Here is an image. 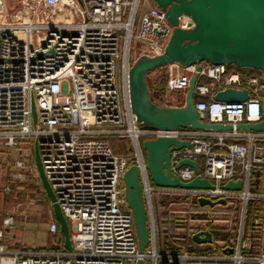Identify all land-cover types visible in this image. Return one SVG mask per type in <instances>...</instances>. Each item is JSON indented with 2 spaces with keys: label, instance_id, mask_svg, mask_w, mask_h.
Here are the masks:
<instances>
[{
  "label": "built area",
  "instance_id": "1",
  "mask_svg": "<svg viewBox=\"0 0 264 264\" xmlns=\"http://www.w3.org/2000/svg\"><path fill=\"white\" fill-rule=\"evenodd\" d=\"M25 1L29 5L21 18L27 22L17 20L16 14L10 22L0 24V145L16 152L11 166L17 176L29 168L30 151L38 149L45 177L68 224L72 250L67 251L63 241L58 250L11 251L5 242L11 221L4 220L0 264H135L140 256L123 184V175L132 165L141 168L149 213L151 240L142 257L146 264H264V253L246 255L249 248L242 238L235 245L212 238L210 253H194L185 243L159 251L153 207L156 197L181 196L197 204L198 199L224 200L225 205L214 206L222 208L238 200L242 203L240 218L245 219L248 201L257 197L249 192L251 175L256 169H264V133L237 131L235 127L264 120L262 73L207 61L186 68L166 66L165 91L180 96L177 104L169 107L185 106L190 81L196 74L194 107L199 120L230 124L233 130L140 128L130 105L129 68L141 56L164 53L174 30L165 11L154 4L144 8L148 0H70L66 8L74 21L55 23L51 17L59 12L62 0ZM40 7L46 24H33L30 19ZM4 14V0H0V16ZM179 27L190 28L192 21L181 17ZM38 30L45 35L39 44L32 45L30 33ZM228 89L247 91V100L226 103L215 99ZM163 100L168 102L167 96ZM162 136L189 142V147L171 152L174 174L184 183L207 179L212 189L151 185L140 141ZM110 138L129 140L134 154L116 155ZM26 140H33L30 148L20 145ZM182 160L196 162L198 170L190 166L175 169ZM237 180L243 181L242 191L222 189L226 182ZM209 213L213 212L195 215L213 224ZM175 219L172 216L168 224ZM207 220L198 221L186 238L204 231L211 236L219 233L212 229L217 227L214 224L200 226ZM252 223L264 234L261 218H254ZM50 232L56 233L54 223ZM199 245L204 249V244Z\"/></svg>",
  "mask_w": 264,
  "mask_h": 264
},
{
  "label": "water",
  "instance_id": "2",
  "mask_svg": "<svg viewBox=\"0 0 264 264\" xmlns=\"http://www.w3.org/2000/svg\"><path fill=\"white\" fill-rule=\"evenodd\" d=\"M166 13L168 22L174 27L170 41L164 53L157 57L141 56L135 61L134 67L128 74V85L134 86V95L129 93L131 110L138 118L143 119L151 128L162 131L187 129L196 131H232L230 124H212L199 120L194 107V95L197 75L191 81L185 97V106L181 108L162 107L153 105L150 109L144 105L150 103L147 94H140V82L152 70L169 65H178L186 68L201 61L214 65H235L240 69H254L262 73L264 78V0H148ZM188 17L192 27H179V19ZM140 58V57H139ZM198 71L200 68L197 69ZM248 98L247 91L228 89L219 92L215 99L219 102L240 103ZM131 99L135 102L132 105ZM34 122L36 112L34 99L30 100ZM143 121L141 123H143ZM237 131H251L264 133V120L253 124H237ZM189 147V142L179 141L169 136L145 140L142 148L146 152L145 171L150 181L160 188L180 189H212L213 185L207 179L194 178L184 183L173 172L170 155L173 149L180 150ZM34 162L36 170L53 214L59 224V231L63 237L64 248L72 250L69 227L64 218L54 193L45 177L38 149L34 148ZM190 166L198 170L194 161L182 160L174 168ZM141 168L138 165L130 166L123 175L124 198L132 212L135 234L138 244V258L135 264H146L144 253L151 240L148 226L149 213L141 182ZM223 190L240 192L243 190V181H228L222 186ZM200 206L214 207L217 204L225 205V201L211 202L207 199H198ZM197 244H211L212 236L204 231L192 236Z\"/></svg>",
  "mask_w": 264,
  "mask_h": 264
},
{
  "label": "rangeland",
  "instance_id": "3",
  "mask_svg": "<svg viewBox=\"0 0 264 264\" xmlns=\"http://www.w3.org/2000/svg\"><path fill=\"white\" fill-rule=\"evenodd\" d=\"M28 3L25 0H4L5 14L3 19L10 22L13 15L25 13L27 5H29ZM151 5V2H147L144 8ZM43 11V8L40 7L39 12ZM139 60H141V57L137 59V61ZM133 67L134 64L130 66L129 73ZM166 70L163 66L152 70L147 75L152 77L156 90L161 93L160 97L167 96L168 102L161 101L160 99L155 100L154 93L150 91L151 85L148 84L147 77H145V82H140L139 92L140 94L148 95L151 105H144V108L150 109L153 105L162 107H165L163 106L164 104L176 105L180 100L178 94H168L165 91ZM135 91L134 86L130 84L129 93L134 95ZM151 93L153 94L151 95ZM131 103L135 105L132 99ZM137 121L140 128H150V126L145 124L143 119L138 118ZM142 121L143 123H141ZM111 141V146L116 155L134 154L133 143H130L129 140L113 138ZM33 143V140H26L21 142L20 145L30 148ZM15 153V151L11 152L0 145V229L4 228V220L11 221V225L6 228L5 242L11 251L57 247L63 241L60 238L58 239L55 233L50 232V226L53 224V209L35 169L34 153L30 151L29 168L19 174L20 176L14 173L11 166L12 159L16 157ZM257 176L259 177H255L253 178V182L251 181L254 188H252L251 183L249 185L250 194L257 197L249 200L246 205V211L253 205V216L250 224L248 222L245 223V219L242 220L240 218L242 203L238 200L231 202V205L225 208L216 206L213 209L206 210L213 212L209 214L214 218L215 223L213 224L217 226L216 228H211L219 231L216 234V240L222 241L224 244L235 245L239 238H242V241L246 242L249 248V252L246 255L250 257L264 253L263 234L255 230L252 223L254 218H261L264 221V199L261 198L264 195V175L258 174ZM153 201L157 205L156 210L158 209V212H162L163 210L164 213H168L171 210L175 213V215H172L176 217L173 224H168L170 221L163 223V228H173V232L169 236L166 235L162 238L163 243L169 249L174 247L172 244L186 243V236L197 226V222L207 220L202 218L203 216L195 215L198 212V208L195 206L196 201L194 199L174 196L171 199L156 197L153 198ZM185 212H187L186 215H184ZM213 224H209V220H207L205 223L200 224V226L206 227L205 225L209 226ZM241 228H243V235L240 234ZM160 244L161 242L158 240L159 251H161ZM203 246L204 249L195 243L190 247V250L194 253H210L208 252L210 244H204Z\"/></svg>",
  "mask_w": 264,
  "mask_h": 264
},
{
  "label": "trees",
  "instance_id": "4",
  "mask_svg": "<svg viewBox=\"0 0 264 264\" xmlns=\"http://www.w3.org/2000/svg\"><path fill=\"white\" fill-rule=\"evenodd\" d=\"M149 73H151V72H149ZM148 73V74H149ZM110 142H112L111 140H113V138H110V139H108ZM145 140H141L140 141V146H141V149H142V154H143V157H144V160H145V162H146V152H145V150L142 148V143L144 142ZM111 144V143H110ZM112 145V144H111ZM112 147V146H111ZM112 150H113V152H114V149L112 148ZM257 177H259V176H256V178ZM253 178H255L254 177V175H253V173H252V175H251V181L253 182ZM251 183V182H250ZM252 184V183H251ZM151 185H153L152 184V182H151ZM154 186V185H153ZM252 188H254V186H253V184H252ZM255 190V189H254ZM196 208H198V212H205L207 209H213L214 207H209V206H204V207H202V206H200V204H197L196 203ZM252 206L253 205H251L250 207H249V210H247L246 211V217H245V223H247L248 222V224H250V222H251V218H252V216H253V208H252ZM153 207H154V218H155V224H156V236H157V245H158V240L161 242V244H160V246H161V250H164V249H169V247H167L164 243H163V241H162V238L164 237V236H169L170 235V233L171 232H173V228H163V223L164 222H168V221H170V222H172V216H171V214H170V212H171V210H169L168 211V213H164L163 212V210H162V212L160 211V212H158V209L156 210V207H157V205H155V203H154V201H153ZM53 223L55 224V226H56V233H55V235H56V237L59 239H61L62 241H63V237H62V235H61V233H60V231H59V224H58V222L56 221V219H55V217H54V214H53ZM215 241V240H214ZM185 245H187V246H192V245H194L195 244V242L192 240V238L190 237V238H186V240H185ZM172 244V243H171ZM174 247H172V248H170L169 250H173V249H175V247L177 246V244H172ZM59 248L58 247H52V248H49V250H58ZM31 250V249H30ZM43 250H47V249H45V248H42V249H38L37 251H43Z\"/></svg>",
  "mask_w": 264,
  "mask_h": 264
},
{
  "label": "bare ground",
  "instance_id": "5",
  "mask_svg": "<svg viewBox=\"0 0 264 264\" xmlns=\"http://www.w3.org/2000/svg\"><path fill=\"white\" fill-rule=\"evenodd\" d=\"M70 3V0H62V4L59 7V12H56L54 16L51 17V19L53 20V22L55 23H63V22H68L71 23L74 21V15L72 13H70L67 8L66 5ZM17 16V20H22L23 23L27 22L28 20H23V18H21V15H16ZM4 16H0V24H6L7 20L3 19ZM68 18V19H66ZM32 21L33 24H38V25H43L46 24V17L42 12H37L34 14L33 19H30ZM45 33L42 30H38V32H31L30 33V37H31V44L32 45H36L39 44L41 42V40L43 39Z\"/></svg>",
  "mask_w": 264,
  "mask_h": 264
},
{
  "label": "crops",
  "instance_id": "6",
  "mask_svg": "<svg viewBox=\"0 0 264 264\" xmlns=\"http://www.w3.org/2000/svg\"><path fill=\"white\" fill-rule=\"evenodd\" d=\"M147 81H148V84L149 85H151V90L150 91H152L153 93H154V98H155V100L156 99H160V100H162V98L160 97L161 96V93L158 91V90H156V85L154 84V81L152 80V77H150L149 75H147ZM153 93H151V95L153 94ZM163 106H165V107H169V106H173V105H166V104H164ZM229 142H233V140H230ZM260 175H264V169H256V170H254L253 171V175H254V177H256L258 174ZM216 236L217 235H214L213 234V236H212V238H213V241L214 242H216V241H218V240H216ZM263 237H264V234H263Z\"/></svg>",
  "mask_w": 264,
  "mask_h": 264
}]
</instances>
